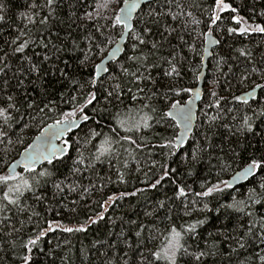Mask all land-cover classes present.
Here are the masks:
<instances>
[{
    "label": "snow or ice",
    "instance_id": "1",
    "mask_svg": "<svg viewBox=\"0 0 264 264\" xmlns=\"http://www.w3.org/2000/svg\"><path fill=\"white\" fill-rule=\"evenodd\" d=\"M57 5L58 0H33L31 14L21 13L27 30L17 28L15 35L9 33L8 39H3L0 28V166L4 169L0 172V252L10 251L19 264H33V251L48 232L85 231V225L61 227L59 221L53 220L45 221L46 228L37 223L32 234H26L25 228L40 215L35 205L47 199V186L51 185L54 196L66 192L87 194L97 187L94 177L104 186L105 178L98 168L105 164L111 168L115 161L120 165L117 179L124 183L126 172L131 171L130 162L134 161L135 171L143 172L145 187L109 196L100 204L102 211L96 219L89 218L88 222L95 224L105 219L109 208L125 195L155 190L167 180L175 186L173 195L157 200L154 211L144 213L151 217L164 210L161 221L167 224L161 228L128 220L137 229L134 234L138 247L132 249L126 238L120 239L125 237L121 229L109 248L124 243L138 252L137 264H208L210 259L216 264L217 257L231 260L233 254L239 256L242 252L248 255L238 264H264V131L256 132L254 127L255 121L264 117V98L258 92L264 91V54L257 61L250 49H235L238 55L230 58L244 61L238 71L239 82L253 80V84L246 92L232 95L234 107L210 89L209 99L204 102V119L197 128L193 108L197 101L203 102L202 89L183 85L186 57L177 50L184 46L196 50L182 34L189 25L201 23L191 10L196 5L188 0H96L93 6L88 0H72L69 19H75L65 28L59 27L64 21L58 20ZM3 9L0 0V13ZM227 9L237 12L223 0H215L209 9L208 31L199 34L203 42L211 36L212 26L221 21L220 13ZM169 20L179 22L180 31ZM231 20L239 27H226L228 35L264 34V25L249 24L238 14ZM0 22H5V15L0 14ZM117 30L118 38L125 41L123 46L113 39ZM61 31L66 34L61 36ZM195 31L192 27L188 35ZM173 34L179 45H172ZM166 44L171 50L164 55ZM29 49L33 50L31 54ZM107 49L111 50L94 62ZM73 56L76 67L69 72ZM219 63L227 64L229 72H233V65L224 56ZM89 67L87 78H78ZM46 77L48 84L55 80L64 84V89L50 93L41 86ZM257 79L260 82H255ZM213 83L218 86L219 82ZM29 85L38 86L39 94H33L36 87L29 91ZM182 94L188 96L183 102L175 98ZM251 102L259 107L252 108ZM240 105L248 107L252 114L240 115ZM51 112H58L61 118L44 123ZM38 120L42 125L40 134L23 147L19 159H3L25 144L24 130L36 126ZM204 125L207 129L201 131ZM216 127L225 129L230 136L251 134L252 139L257 135L260 139L255 144L237 141L234 147L230 141L225 151L213 141L212 129ZM76 129L83 135L70 137ZM156 150L165 160L179 153L186 177L194 178L192 183L178 178L177 168L171 164L159 163L154 158ZM198 165L204 166L206 175H199ZM234 165V173L227 175ZM156 169L159 175L149 177ZM85 179L88 186L83 184ZM193 185H198L199 190ZM173 206L183 213L180 224L173 222ZM213 211L218 214L215 219L223 218L224 222L219 228L213 225L215 231L208 232L205 239L202 232ZM145 231L147 236L142 235ZM200 239L203 247L196 243Z\"/></svg>",
    "mask_w": 264,
    "mask_h": 264
},
{
    "label": "trees",
    "instance_id": "2",
    "mask_svg": "<svg viewBox=\"0 0 264 264\" xmlns=\"http://www.w3.org/2000/svg\"><path fill=\"white\" fill-rule=\"evenodd\" d=\"M2 2L4 4V9L0 14L5 15V22H0V28H2L4 32L3 39H8L9 33L15 35V30L17 28L27 30L21 13H24L25 15L31 14L30 5L33 0H2ZM70 2H72V0H58V20L64 21L63 24L59 25L60 28L67 27L72 23V20L75 19V17L69 19L70 12L73 11L69 8ZM95 2L96 0H88V3L93 6L95 5ZM188 2L196 5V7L191 10L193 11L194 16L198 18L201 23L198 26L189 25L188 31H191L192 27L196 28V31L192 36L188 35V31H184L182 34L184 35V39L195 45L196 50L190 51L186 46L178 48L177 50L186 57L183 61L184 75L182 83L186 87H195L198 82V74L202 67V56L205 43L202 41L199 34L201 32L208 31V25L210 23L209 9L214 6L215 0H188ZM223 2L230 4L232 8L237 9V12H232L231 9L221 12V21H218L217 25L212 26V32L218 38L220 43L216 48H214L213 55L209 60L205 78L203 102L200 103L198 110L197 128H200V125L203 122L204 102H207L209 99L208 93L210 89L217 91L220 96L225 97L229 102V107H234L236 106V103L232 101V95L242 94L244 91L248 90L249 85L253 84V80H249L244 84L239 82L238 71L239 68L243 66L244 61L243 58H240L239 62L230 58L238 55V53L235 52V49L241 47L250 49L257 61H259L261 55L264 54V34L251 33L247 36L239 34L228 35L225 31L228 26L239 27L238 24L231 20V17L237 14L247 20L249 24L264 25V15H260L261 11L264 10V0H223ZM112 8H115V5H113ZM146 9L147 5H145V10ZM110 13L111 9L109 10V14ZM169 23H171L173 27H177L178 31H180L179 22H172L169 20ZM28 27L32 26L29 25ZM72 28L75 29L74 24H72ZM33 31H35V29H33ZM118 33L119 30L113 34V39L116 41L118 39ZM65 34L66 33L63 31L60 32L61 36ZM170 39L173 46L180 44L176 34H173ZM127 43L130 45L131 41L129 40ZM109 50L110 49H107L105 53L97 55L94 62H99V60L106 55ZM170 50L171 49L166 44L164 49H162V52L164 55H167ZM27 51L31 54L33 50L29 49ZM129 54L131 53L129 52ZM221 56H224L228 60V63L233 65V72H229L227 64L219 63ZM64 58L67 59V55H65ZM70 63L73 67L69 68L68 71L73 72L76 67L75 56H73ZM60 66L63 67V64ZM90 70V67L84 69L82 73L78 74V78H87ZM48 79L49 77H46L45 84L41 86L47 87L50 93H53L56 90L64 89V84L57 83L55 80L52 81V84H48ZM214 81L219 82L218 86L213 83ZM255 82L260 81L257 79ZM33 87H36V92L33 94L38 95L40 90L38 86L29 85V91H31ZM259 95L261 98H264V91H259ZM175 98L181 99L183 102L188 99V96L182 94V97ZM262 102H264V99H262ZM251 104L252 108L259 107V105L255 102H251ZM129 107H131V105H129ZM60 108L66 109V106L60 105ZM239 108L240 115H243L244 112H248L249 115L252 114L251 110L246 106L240 105ZM86 111L90 112V109H87ZM60 118L61 117L58 112H51L48 113L44 123H52L53 120ZM88 123L91 124V122ZM40 126L42 125H40L38 120L36 126L24 130L23 139L25 144L18 145L14 151L9 153L8 156L3 157V159L8 162L14 160L18 156V153L23 150V147L26 146L27 143H31L32 139L39 133ZM82 127L86 130L85 125H82ZM254 127L256 132L264 131V117L257 119ZM206 129L207 125H204V127L200 130L204 131ZM104 131H107V129H104ZM169 131H171V129ZM212 132L215 133L213 136L214 143L221 145L225 151L228 150L230 141L234 147L237 141L241 144H247L249 141L255 144L260 139L258 135L255 139H252L251 134L230 136L225 129L220 127L213 128ZM77 135H83V133L78 129L71 133L70 137L75 138ZM181 151H183V149H181ZM216 151L219 152V149ZM237 151H240V149L237 148ZM158 153L159 150H156L154 158L159 163L171 164L172 167L177 168L178 178L186 179L188 183H192V179L194 178L186 177V166L181 161L179 153L167 160L161 157ZM72 155H75V153L73 152ZM243 155L246 157L248 153L245 152ZM212 163H215V161ZM118 167H120V165L113 161V166L111 168H109L107 164H105L102 168H98L97 171L105 178L104 186L101 187L100 181L94 177L93 183H95L97 187L94 190H90L87 194L81 195L79 193L66 192L63 195L54 196L51 185L47 186V199L43 203L35 205V210L40 215L38 217H33L32 223L26 224V234H32V229L37 223L46 228L47 225L45 221L48 220L59 221L61 227L68 226L76 228L80 225H85L86 230L68 233L57 229L55 232H48L47 235L40 241L38 248L33 251V264H124L125 261H127L128 264H137L139 254L138 252L132 250L136 249L139 243L138 238L134 234L137 229L134 225H129L127 221L137 220L138 223L155 225L161 228L165 227L167 221H161V217L165 214L164 210H160L151 217H145L144 213L145 211L153 212L157 200H163L165 197H171L175 186L168 183L166 180L155 190L148 189L143 193H136L134 196L125 195L123 198L117 200L111 208H109L108 212L105 213V219L99 220L95 224H91L88 222L89 218L96 219L98 213L102 211L100 204L107 201L109 196L113 194L118 196L120 193H133L137 188L145 187V184L143 183L145 180L143 172L138 173L135 171L134 161L130 162L131 171L126 172L124 183L119 182L117 179L116 169ZM203 169V165L197 166V171L200 176L206 175V172ZM63 170L64 169H62V171ZM2 171H4V169L0 166V172ZM144 171H147V169L145 168ZM214 171L215 170H213V175ZM234 171L235 165L233 170H231L227 175L233 174ZM154 175H159L158 169L149 173V177H153ZM108 177L111 178L110 183L108 182ZM83 184L84 186H88V180L85 179ZM193 186L199 190L198 185ZM29 203H33V201L29 200ZM173 207V222L180 224L183 222L180 219L183 213L176 209L175 206ZM208 215L212 217V219L209 220L208 225H206L203 229L202 235L205 239L207 238L208 232L215 231V228H219L220 224L224 222L223 218L220 220L215 219L218 215L215 211L209 213ZM183 219L187 220L188 218L184 217ZM213 225H215V228ZM121 229L124 230L125 237H121L120 239L123 240L126 238L132 245V249H129L124 243H118L113 248L108 247L110 243L117 240V234L120 233ZM142 235L147 236V231H145ZM156 243H159V240H157ZM189 243H192V241L190 240ZM196 243L203 247L202 239L197 240ZM223 247L227 248V245H224ZM249 251L251 250L249 249ZM145 254L147 253L145 252ZM247 255L248 252H242L239 256L233 254L231 260H228L225 256H220L215 258V261L216 264H238V261L243 260ZM0 264H19V261L10 251H5L0 252ZM208 264H213V261L210 259Z\"/></svg>",
    "mask_w": 264,
    "mask_h": 264
},
{
    "label": "water",
    "instance_id": "3",
    "mask_svg": "<svg viewBox=\"0 0 264 264\" xmlns=\"http://www.w3.org/2000/svg\"><path fill=\"white\" fill-rule=\"evenodd\" d=\"M143 2V0H142ZM145 5H147L145 3ZM137 16V13L134 12L133 13V19H135ZM218 40V38L214 35L213 32H211V36L208 38V40L204 43V52H203V65H202V69L198 75V77L200 78L196 84L195 87H198L200 89H202V98L204 97V87H205V78H206V74H207V69H208V65H209V60L211 59L212 55H213V50L214 48L217 47L218 44H216L214 41ZM119 45L123 46L125 44L124 40H120L118 38V40L116 41ZM111 50V49H110ZM109 50V51H110ZM120 55V54H118ZM246 92V91H245ZM259 92V90H258ZM201 101H197L196 102V106L193 108V112H194V116H193V124L196 127L197 124V118H198V110H199V106H200ZM82 126V125H81ZM78 130V129H76ZM74 130V131H76ZM40 133H38L36 136H38ZM70 135V134H69ZM35 136V137H36ZM34 137V138H35ZM33 138V139H34ZM32 142V141H31ZM59 143V142H57ZM15 159H19V155L15 158Z\"/></svg>",
    "mask_w": 264,
    "mask_h": 264
},
{
    "label": "bare ground",
    "instance_id": "4",
    "mask_svg": "<svg viewBox=\"0 0 264 264\" xmlns=\"http://www.w3.org/2000/svg\"><path fill=\"white\" fill-rule=\"evenodd\" d=\"M118 40V39H117ZM204 52V51H203ZM202 60H203V56H202ZM202 65H203V62H202ZM201 69H202V67H201ZM201 71V70H200ZM200 73V72H199ZM199 75V74H198ZM245 92V91H244Z\"/></svg>",
    "mask_w": 264,
    "mask_h": 264
}]
</instances>
